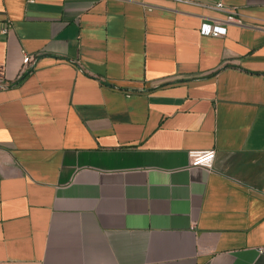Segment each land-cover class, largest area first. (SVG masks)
Here are the masks:
<instances>
[{
	"label": "crops",
	"instance_id": "obj_1",
	"mask_svg": "<svg viewBox=\"0 0 264 264\" xmlns=\"http://www.w3.org/2000/svg\"><path fill=\"white\" fill-rule=\"evenodd\" d=\"M0 264H264V0H0Z\"/></svg>",
	"mask_w": 264,
	"mask_h": 264
},
{
	"label": "built area",
	"instance_id": "obj_2",
	"mask_svg": "<svg viewBox=\"0 0 264 264\" xmlns=\"http://www.w3.org/2000/svg\"><path fill=\"white\" fill-rule=\"evenodd\" d=\"M216 10L223 13L226 17L223 20L213 19L211 22L204 21L200 27L202 36L207 37H225L227 35V27L229 25H242L241 15L235 7L227 6L222 2L215 5ZM29 58H25V63H30ZM189 157L193 167L212 168L216 157V152L192 150Z\"/></svg>",
	"mask_w": 264,
	"mask_h": 264
}]
</instances>
